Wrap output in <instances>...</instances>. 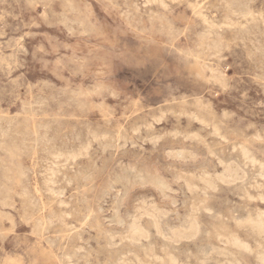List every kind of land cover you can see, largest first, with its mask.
<instances>
[{
  "label": "rangeland",
  "instance_id": "rangeland-1",
  "mask_svg": "<svg viewBox=\"0 0 264 264\" xmlns=\"http://www.w3.org/2000/svg\"><path fill=\"white\" fill-rule=\"evenodd\" d=\"M218 1L0 0V264H264L239 223L264 212V0L246 23ZM132 165L165 194L116 180ZM192 200V235L143 214L127 237L136 207Z\"/></svg>",
  "mask_w": 264,
  "mask_h": 264
},
{
  "label": "bare ground",
  "instance_id": "bare-ground-1",
  "mask_svg": "<svg viewBox=\"0 0 264 264\" xmlns=\"http://www.w3.org/2000/svg\"><path fill=\"white\" fill-rule=\"evenodd\" d=\"M141 1V0H140ZM220 1V0H219ZM218 1V2H219ZM230 1V0H229ZM245 1V0H244ZM249 1V0H248ZM156 2V1H155ZM160 2V0H159ZM162 2V1H161ZM173 2V1H172ZM153 3V2H152ZM226 3V2H225ZM230 4V2H227ZM201 4V3H200ZM232 4L234 5V13L235 15L238 14V16H240L241 18L243 17L245 20L244 22L246 23V20H248V18L252 15H254V13L252 14V12L248 11V10H243V5L246 6V4H244L243 0H232ZM248 4V2H247ZM187 5V4H186ZM193 5V4H192ZM162 6V5H161ZM199 6V5H198ZM143 7V6H142ZM164 7V6H163ZM162 7V8H163ZM200 7V6H199ZM232 7V6H231ZM247 7V6H246ZM161 8V9H162ZM189 8V6H188ZM227 8V6H226ZM198 9V8H197ZM247 9V8H245ZM126 10V9H125ZM155 10V9H154ZM192 10V9H191ZM231 10V9H230ZM193 11V10H192ZM233 11V10H232ZM232 11H231V14H232ZM148 12V11H147ZM230 11L228 10V13ZM78 13V12H76ZM194 13V12H193ZM197 15H198V12H196ZM237 13V14H236ZM200 14V13H199ZM145 15V14H144ZM202 15V14H200ZM199 15V16H200ZM205 15V14H204ZM260 15V14H259ZM62 16V15H61ZM153 16V15H152ZM232 16V15H230ZM255 16V15H254ZM253 16V17H254ZM64 17V16H63ZM132 17V16H131ZM156 17V16H155ZM237 16H235L236 18ZM261 17V16H260ZM202 18H204L202 16ZM225 18V17H224ZM226 17L225 20H229V22L231 23L232 22V25H236V23L239 21H235V20H230V18ZM205 19V18H204ZM203 19V21H204ZM251 19V18H250ZM249 19V20H250ZM257 19V18H256ZM67 20V19H66ZM159 20V19H158ZM224 20V19H223ZM224 20V21H225ZM242 20V19H241ZM254 19H252L251 21H253ZM223 21V22H224ZM257 21V20H256ZM262 21V20H261ZM71 22V21H70ZM202 22V21H201ZM209 22V21H208ZM80 23V22H79ZM88 23V22H87ZM213 23V22H211ZM242 23V22H241ZM81 24V23H80ZM163 24V23H162ZM226 24V23H225ZM263 24V23H262ZM212 26V24H209ZM220 25V24H219ZM219 25H216V26H219ZM226 25H229L226 24ZM225 25V26H226ZM239 25V22L238 24ZM241 25V24H240ZM244 25V24H243ZM127 26V25H126ZM208 26V25H207ZM214 26V25H213ZM231 26V24H230ZM169 27V26H168ZM210 27V26H209ZM239 27V26H238ZM92 28V27H91ZM212 28V27H211ZM232 28V27H231ZM241 28V27H240ZM81 29V28H80ZM143 29V28H142ZM256 30V29H255ZM76 31V30H75ZM80 31V30H79ZM78 31V32H79ZM177 31V30H176ZM156 32V31H155ZM83 34V33H82ZM204 34V33H203ZM200 35V34H199ZM250 35V34H249ZM164 36V35H163ZM166 36V35H165ZM204 36V35H203ZM209 36V35H208ZM211 36V35H210ZM154 37V36H153ZM243 38V37H242ZM215 40V39H214ZM211 42H213L212 40H210ZM218 42V41H217ZM210 43V42H209ZM219 43V42H218ZM212 44V43H211ZM215 44V42H214ZM217 44V43H216ZM203 45V44H202ZM208 45V44H207ZM210 46V44L208 45ZM207 46V48H208ZM218 46V45H217ZM220 46V45H219ZM213 47V46H212ZM216 47V46H215ZM213 47V48H215ZM257 50V49H256ZM260 51V50H259ZM260 53V52H259ZM215 54V53H214ZM212 56V54L210 55ZM61 66V65H60ZM215 72V71H214ZM211 74V73H210ZM220 78V77H219ZM213 79V78H212ZM216 84H217V81H216ZM263 87V86H262ZM92 90V89H91ZM65 91V89L63 90ZM79 92V91H78ZM111 95V94H110ZM85 98V97H84ZM66 107V106H65ZM205 107V106H204ZM172 111V110H170ZM164 112V111H162ZM180 113V112H179ZM33 115V114H32ZM50 115V114H49ZM164 115V114H163ZM226 115V114H225ZM11 116V115H10ZM28 116V115H27ZM69 116V115H68ZM158 116V115H157ZM189 116V115H188ZM38 117V116H37ZM190 117V116H189ZM196 117V116H195ZM34 118V117H33ZM160 119V117H159ZM195 120V119H194ZM201 120V119H200ZM155 122V121H154ZM200 123V122H199ZM139 124V123H138ZM142 126V125H141ZM211 126V125H210ZM213 126V125H212ZM33 128V127H32ZM136 129V128H135ZM215 131V130H214ZM217 131V130H216ZM139 132V131H138ZM219 132V131H218ZM167 133V132H166ZM217 133V132H215ZM170 134V133H169ZM94 135V133H93ZM104 135V134H103ZM189 135V134H188ZM95 136V135H94ZM97 136V135H96ZM101 136V135H100ZM159 136V135H158ZM93 137V136H92ZM216 137V136H215ZM75 138V137H74ZM97 138V137H96ZM96 138H92V139H96ZM101 138V137H100ZM107 138V137H106ZM45 139V138H44ZM123 139V138H122ZM200 139V138H199ZM35 140V138H34ZM99 140V139H98ZM147 140V139H146ZM36 141V140H35ZM34 141V142H35ZM37 142V141H36ZM88 142V141H87ZM48 143V142H47ZM91 144V143H90ZM89 144V145H90ZM86 145V144H85ZM88 145V144H87ZM231 147V146H230ZM233 147V146H232ZM240 148V146H239ZM77 149V148H76ZM86 149V148H85ZM234 150V149H233ZM79 151V149H78ZM82 151V149L80 150ZM167 151V150H166ZM56 152H59L60 151H56ZM55 152V154L51 153V156L53 154V157L54 155H57ZM83 152V151H82ZM177 152V151H176ZM194 154V153H193ZM12 155V154H11ZM21 155V154H20ZM247 155V154H246ZM74 157H77V156H74V155H71ZM206 157V156H205ZM245 157V156H244ZM18 158V157H17ZM65 158V157H64ZM246 158V157H245ZM53 159V158H52ZM71 159V158H70ZM76 159V158H74ZM244 159V158H243ZM248 159V157H247ZM249 160H250V157H249ZM45 161V160H44ZM19 162V161H18ZM51 165H52V162H50ZM95 163V162H94ZM19 164V163H18ZM47 165V164H46ZM263 165V164H262ZM49 166V165H48ZM17 168V167H16ZM69 168V167H68ZM262 169V167H261ZM19 170V169H18ZM234 170V169H232ZM264 170V169H263ZM47 171V170H46ZM72 171V170H70ZM130 172H132L130 174ZM242 172V171H241ZM50 173V172H49ZM184 173V172H183ZM58 174V173H57ZM201 174H203L202 176H204L205 174H207L206 171L202 172ZM243 175V174H242ZM46 176V175H45ZM53 176V175H52ZM233 176V172L229 169V168H226L225 169V172L220 176L221 179L223 178H228V177H232ZM9 177V176H8ZM191 177V176H190ZM209 177V176H207ZM262 177V176H261ZM116 180H119V181H123L126 184H129L131 183V181L135 178H137L140 183H149L153 189L157 192H159V194L161 195H164V190L166 188H169V185H168V182L156 171V170H145V171H141L140 169H138V167L136 165H132L128 168H125L124 170H122L120 173H118L116 176H115ZM204 178V177H203ZM218 177V179H220ZM240 178V177H239ZM192 179V178H191ZM184 184V183H183ZM189 185V184H188ZM186 185V188L187 186ZM193 186V184L191 185V187ZM206 186V185H205ZM215 190L216 187L214 188ZM192 190V189H190ZM247 192V191H246ZM166 196V195H165ZM247 196V195H246ZM251 198V197H250ZM263 198V197H262ZM191 203V202H190ZM57 204V203H56ZM87 206V205H86ZM147 206V205H146ZM146 206H138L136 207V211L134 214H127V217L129 218V221H128V224H127V237H129L130 239H132L133 241H138V239H140L141 237H146L148 235V227L145 226L142 222V215L143 214H146L148 217H149V225L153 226L157 231L159 232H166V233H170L174 236H188V235H192L193 233H195L197 231V229H200V225H201V220H200V217H199V213H198V210L201 209L199 207V204H197V201H193L192 200V203L190 204V206L185 209V213L183 215H180L179 212L175 214L174 216V220H170V215H168V213L159 208L156 204H149L148 207ZM57 207V206H56ZM86 210H87V207H86ZM88 211V210H87ZM61 212V211H60ZM89 212V211H88ZM205 212V211H204ZM66 214V213H65ZM91 214V212H90ZM89 215V214H88ZM98 216V215H97ZM94 218V217H93ZM95 219V218H94ZM115 220L117 222H122L124 219L123 217H121L118 213H116L115 215ZM247 223L251 229H256L259 233H262L264 234V212L262 213H258L256 215H253V214H248L244 219H241L239 220V223ZM95 224V223H94ZM116 224V223H115ZM118 225V224H116ZM238 225V224H237ZM236 225V226H237ZM97 226V225H96ZM120 227V226H119ZM42 228V226H41ZM98 228V227H97ZM155 230V231H156ZM109 233V232H108ZM107 235V233H104ZM124 234V233H123ZM120 235V234H119ZM109 236V235H108ZM107 236V237H108ZM112 236V235H110ZM109 236V237H110ZM106 237V236H105ZM224 237V236H223ZM264 237V235H263ZM112 238H115L114 237V234H113V237H110V240ZM118 239V237H117ZM120 239V238H119ZM223 239V238H222ZM226 241L230 242L231 244H234V245H238L241 243V240L237 237V236H232V237H229V238H225ZM108 241H110L109 239H107ZM113 240V239H112ZM115 240V239H114ZM225 241V242H226ZM111 242V241H110ZM108 243V242H107ZM116 243V242H114ZM228 243V244H230ZM111 244V243H110ZM115 245V244H113ZM111 245V246H113ZM242 245V244H241ZM109 246V245H108ZM109 246V247H111ZM246 248V247H245ZM162 252V251H161ZM143 253V251H142ZM150 254V253H149ZM155 255V254H154ZM156 256V255H155ZM154 256V258H156ZM146 257V256H145ZM149 258V256H148ZM153 258V257H152ZM160 258V257H159ZM262 259V258H261ZM153 260V259H152ZM156 260V259H154ZM161 260V259H160ZM174 263V260L171 259ZM119 261V260H118ZM136 261V260H135ZM157 262H159L158 260H156ZM109 262V261H108ZM113 262V261H112ZM116 262V261H115ZM155 262V261H154ZM137 263V262H135ZM142 263V262H141ZM146 263V262H145ZM110 264V263H109ZM117 264V262H116ZM139 264V263H138ZM144 264V263H142ZM149 264V263H147ZM154 264V263H152ZM161 264V263H159ZM229 264V263H228Z\"/></svg>",
  "mask_w": 264,
  "mask_h": 264
}]
</instances>
